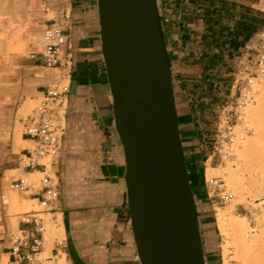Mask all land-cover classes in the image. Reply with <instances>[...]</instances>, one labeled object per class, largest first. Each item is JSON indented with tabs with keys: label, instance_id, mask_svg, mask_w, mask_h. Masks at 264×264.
<instances>
[{
	"label": "crops",
	"instance_id": "1",
	"mask_svg": "<svg viewBox=\"0 0 264 264\" xmlns=\"http://www.w3.org/2000/svg\"><path fill=\"white\" fill-rule=\"evenodd\" d=\"M6 2L10 12L0 19V41L7 46L0 51V256L9 257V202L3 196L6 173L31 172L22 167L28 138L22 133L21 142L28 146L17 155L8 140L14 135L20 107L28 100L39 101L56 78L55 69L32 57L41 49L45 29L56 22L71 41L74 71L67 131L56 168L61 189L59 226L64 227L65 238L62 245L54 243L51 255L59 254L57 264L63 259L66 264H141L131 228L125 157L115 127L97 0ZM156 3L206 263L222 264L217 230L203 222L207 205L203 180L208 166L215 168L218 163L213 148L229 107L235 104L236 73L242 69V59L252 55V44L264 29V0ZM6 41L11 48L27 41V55L10 51Z\"/></svg>",
	"mask_w": 264,
	"mask_h": 264
},
{
	"label": "water",
	"instance_id": "2",
	"mask_svg": "<svg viewBox=\"0 0 264 264\" xmlns=\"http://www.w3.org/2000/svg\"><path fill=\"white\" fill-rule=\"evenodd\" d=\"M141 264H207L156 0H97Z\"/></svg>",
	"mask_w": 264,
	"mask_h": 264
},
{
	"label": "built area",
	"instance_id": "3",
	"mask_svg": "<svg viewBox=\"0 0 264 264\" xmlns=\"http://www.w3.org/2000/svg\"><path fill=\"white\" fill-rule=\"evenodd\" d=\"M70 44L63 26L55 22L45 29L41 49L32 56L39 58L45 68L55 69L59 73L32 113L22 118L23 135L30 143L22 162L24 168L31 171L29 175L41 169V177L34 181L30 178L11 179L8 188L37 201L40 209H32L21 215L19 226L9 240L8 264H57L59 259L58 253L48 257L43 254L47 225L59 224L58 215H62L60 180L56 168L63 150L68 97L74 71ZM251 50L252 55L242 59V69L236 73L234 91L235 95L239 93L237 110L243 109L253 100L251 91L254 86L264 82V29L257 34ZM234 121L235 112L226 121L224 129L220 128L214 145L212 155L221 162L236 159L233 149ZM205 180L212 203L227 204L234 201V194L228 190L223 179L206 177ZM62 243L57 241L59 245Z\"/></svg>",
	"mask_w": 264,
	"mask_h": 264
},
{
	"label": "rangeland",
	"instance_id": "4",
	"mask_svg": "<svg viewBox=\"0 0 264 264\" xmlns=\"http://www.w3.org/2000/svg\"><path fill=\"white\" fill-rule=\"evenodd\" d=\"M0 10L3 11L0 14V19L6 17L8 13L10 12L8 10V4L6 0H0ZM40 39H41V36H39V40ZM27 46H28L27 41L19 42L13 47L14 49L10 48L9 50L14 52L15 54L24 55L28 53ZM5 55H8V50L5 52ZM58 73L59 71L55 70V74H56L55 77L58 76ZM263 88H264V82L260 84H256L255 88L251 91L253 95V100L251 102H248V104H246V106L241 110H237V100L239 97V93L235 95V104L229 107V111L227 112L228 115L224 118V121L221 124L222 127L220 128L224 129L223 127L225 126L226 121L230 119V117H232L233 115V112H235V121H234L235 122V128H234L235 138H234L233 149L236 155V159L234 161H225V162H221L216 159L218 161L217 166L215 168H212V166L209 165L207 168V171L205 172V175H208L207 176L208 179L212 177H218V178L223 179L224 182L226 183L228 190H230L234 194V197H235L234 201H232L231 203H227V204L212 203L211 201H209L207 189L205 186V175H204L203 185L206 189L207 205L205 208V212H203L206 215L205 218L203 219V222L211 224L212 227L217 230V235L219 237L218 241L220 245L219 251L221 253L220 257H222V264H225L226 262H228V264H264V258H263L264 248L261 247L263 245L260 244L257 246L259 248L258 249L259 251H258V250H255L254 246H251V247L249 246L247 248L242 245L236 244L234 234L225 236L221 233V231L218 228L217 216H216L217 213H219V211H228V210L233 209L231 213L233 216H237L240 218H246L247 227L249 228L248 229L249 231L247 234H249V236L258 237V240L264 239V214H263L264 200H260L261 194L264 189V183L262 181H258V184H259L258 186H261L262 189H260V191H258L257 193H254V192L251 193L248 190L249 182L247 181L250 175L249 170L246 171V173L242 175L243 176L242 177L243 179L242 180V188H243L242 192L244 193L240 191L232 190L227 185V181H226L227 174H228L227 172L228 167H230L231 169L239 170V168H241L244 165V161L239 157V152L242 149L241 148L242 146H240V143L243 144L245 142V138L248 139L247 137H250V138L255 137L254 126H252V122L249 119H245V117H246L247 112L249 113L253 112L252 110L254 109L256 110V108L258 107V104H257L258 95L260 94V90H262ZM39 102L40 100L39 101L28 100L18 110L17 115H16V128L14 130V135L8 140L13 154L17 155L23 148L28 146V144L21 142L22 141L21 137L23 133V124L20 123V119L22 118L25 119L29 114H31L33 109L39 104ZM67 114H68V110H67ZM256 143L258 145L260 144L259 148L262 149L257 160L260 162V164H264V137L262 139H257ZM63 144H64V140H63ZM237 152H238V155H237ZM59 166H60V161H59ZM22 167H24L23 164H22ZM257 171L258 172L260 171L261 174L260 172L258 173ZM257 171L256 173L261 175V177L263 175L262 178H264V165L262 166V169L257 170ZM6 176H7V180H5L6 189L3 192V196L5 197L6 194L7 195L11 194L12 196L15 195L17 199H19L18 208H14L10 204H7L6 206V219L9 223V233L6 236V246L9 247L10 237L18 228L20 215L32 209L39 210L40 207L37 201H30V199L26 197L25 195L14 192L7 187V184L10 179L27 177L22 172V170H17L16 172L9 171L6 173ZM28 177L31 180H38L41 177V175L38 173H34L32 175H28ZM246 187L247 189H244ZM61 217H62L61 215H58L59 224L49 223L47 225V232L45 234L46 252L43 254L44 257L51 256V250L54 246L56 239L57 240L64 239V236L62 237H60V235L53 236V230H52L53 228L55 229L61 224ZM225 245L229 247L228 248L229 252L227 255L228 257L226 259L223 256V246ZM256 258H258L257 259L258 261H256ZM0 264H8V257L5 255L0 256Z\"/></svg>",
	"mask_w": 264,
	"mask_h": 264
},
{
	"label": "bare ground",
	"instance_id": "5",
	"mask_svg": "<svg viewBox=\"0 0 264 264\" xmlns=\"http://www.w3.org/2000/svg\"><path fill=\"white\" fill-rule=\"evenodd\" d=\"M5 44H6L5 41L4 42L0 41V51H3L4 48H7V46ZM7 44H8V42H7ZM4 46H6V47H4ZM8 47L10 49L12 47V45H11V47H10V45H8ZM11 49H14V48H11ZM1 75H3V74L0 73V77H2ZM1 79L2 78H0V80ZM254 88H255V86H254ZM41 99H40V101H41ZM257 104H258V107L256 108V110L254 109V110H252L253 112H250V113L247 112L246 117H245V119H249L252 122V126H254L255 137H251V138L247 137L248 139L245 138V142L243 144L240 143V146H242L241 147L242 149L239 152V157L244 161V165L241 168H239V170L231 169L230 167H228V169H227V172H228L227 179H226L227 185L232 190H235V191L242 192V190H243V188H242V180H243L242 177L243 176L242 175L244 173H246V171H248V170L250 171V173L248 172L250 175H249V178L247 180L249 182L248 190L251 193L252 192L257 193L258 191H260V189H262L261 186H258L259 185L258 181H262L264 183V178H262L263 175L261 177V175L258 174L260 171L259 172L257 171V170L262 169V166L264 165V164H260V162L257 160L262 149L259 148L260 144L258 145L256 143L257 139H262L264 137V88L262 90H260V94L258 95V99H257ZM237 155H238V152H237ZM256 171L258 173H256ZM12 172H16V171H12ZM38 174H39V172H38ZM260 174H261V172H260ZM25 176H27V177H24V178H29L28 175H25ZM207 176L208 175H205V179ZM225 177H226V175H225ZM31 181H34V180H31ZM205 186H206L207 194H208V188L206 185V180H205ZM244 186H246V185H244ZM244 189H247V187ZM250 192H248V193H250ZM242 193H244V192H242ZM263 193L261 194L260 200H262ZM5 199L7 201H9V204L12 207L18 208V205H19L18 200L19 199H17V197L15 195L12 196L11 194L10 195L6 194ZM208 199H209V197H208ZM209 201H210V199H209ZM232 210L233 209L228 210V211H219V213H217V215H216L218 228L221 231V233L225 236H229L230 234L231 235L234 234L235 243L242 245L244 247L248 248L249 246L250 247L254 246L255 250H258L259 248L257 246L261 244V245H263L261 247L264 248V239L258 240V237L249 236V234H247L249 231L248 230L249 228L247 227L246 218H240L237 216H233L231 214ZM24 213H26V212H24ZM263 214H264V209H263ZM21 215H20V217H21ZM16 218H17V216H16ZM18 226H19V223H18ZM52 230H53V236H55V235L59 236L60 235V237L64 236V238H65V231H64V227L62 225L56 227L55 229L53 228ZM57 241L59 243L60 241H63V240H57L56 239L55 242H57ZM228 248L229 247L227 245L223 246V256L225 257V259L228 257L227 256L228 252H229ZM257 259L258 258H256V261H258ZM61 263L66 264L65 259H63ZM225 264H228V262H226Z\"/></svg>",
	"mask_w": 264,
	"mask_h": 264
}]
</instances>
